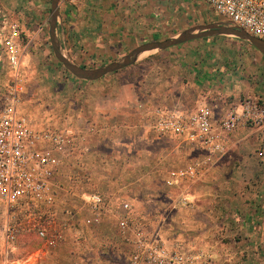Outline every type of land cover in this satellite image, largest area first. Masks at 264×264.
I'll use <instances>...</instances> for the list:
<instances>
[{"label":"crops","instance_id":"crops-1","mask_svg":"<svg viewBox=\"0 0 264 264\" xmlns=\"http://www.w3.org/2000/svg\"><path fill=\"white\" fill-rule=\"evenodd\" d=\"M49 7L51 0H0V95L9 79L2 48L7 22L19 23L26 46L48 40L53 50L45 18ZM214 23L227 20L201 0H75L60 2L56 35L76 64L94 69L123 59L143 43ZM232 37L205 36L145 52L97 80L78 78L79 91L50 98L25 92L33 107L28 110L23 98L20 110L36 127L72 134L56 175L59 196L74 206L82 192H99L109 207L97 230L87 229L81 237L67 230L53 246L38 239L33 255L15 252V264H129L116 225L123 202L170 246L207 252L217 264H264V125H242L196 179L173 187L166 183L169 172L205 151L157 126L159 110L186 115L208 104L218 122L248 96L264 106V66L251 76L244 70L252 49L259 62L264 54ZM156 179L164 186L161 192L153 185ZM4 247L5 240L2 260Z\"/></svg>","mask_w":264,"mask_h":264},{"label":"built area","instance_id":"built-area-1","mask_svg":"<svg viewBox=\"0 0 264 264\" xmlns=\"http://www.w3.org/2000/svg\"><path fill=\"white\" fill-rule=\"evenodd\" d=\"M75 0H60L73 3ZM232 25L264 39V0H201ZM2 48L13 76L1 93L0 106V206L4 212L2 264H15V252L22 236L34 234L46 245H57L67 230L81 237L87 229L97 230L109 207L99 192H82L74 206L58 194L56 175L61 155L66 154L72 134L64 128H38L20 110L26 92L21 64V29L8 21ZM244 124L264 125V106L253 96L215 122L213 108L202 105L197 111L167 114L157 111V126L184 136L205 151L202 158L169 172L168 186L194 180L214 156L226 151L229 134ZM169 198L172 196L169 195ZM188 204V199H182ZM117 215V230L128 247L129 264H217L207 252L168 245L147 229L132 213L128 202Z\"/></svg>","mask_w":264,"mask_h":264},{"label":"rangeland","instance_id":"rangeland-1","mask_svg":"<svg viewBox=\"0 0 264 264\" xmlns=\"http://www.w3.org/2000/svg\"><path fill=\"white\" fill-rule=\"evenodd\" d=\"M50 13H51V7L47 8L46 12H45V18L48 19V24L50 23ZM22 34L23 33L21 32V40L23 42L22 48H21L22 72H23V76L25 78L26 91L29 90V92L32 93L33 98H38L41 95H44L45 97L50 98L51 96L55 95L57 92L58 93H60V92L65 93V92H69L71 90L79 91L81 89V88H78L76 83H75V82H77L75 80H78V78L73 76L64 67V65L56 58L53 50L50 47V42L48 40H46L45 43L38 44L36 47L26 46V44H27L26 42L28 41L27 40L28 37L22 36ZM46 37H47V35L45 34V38ZM232 38H233L232 42H234V43H240V42L250 43L249 41L238 38L237 36L232 37ZM223 42H226V41H223ZM250 44H252V43H250ZM40 45L42 46L43 49H39ZM254 48L258 49L256 46H254ZM219 53L223 54V53H225V51L219 52ZM255 54L256 53H255V51H253V49L249 52L250 63L248 66V70H246V67L244 69L246 74L250 75V76L252 75V72L256 67L264 66V57H263V61L259 62L257 57H255ZM142 56H144V55H142ZM220 58H222V56ZM7 69H8L7 70V74H8L7 79L8 78L9 79L6 80V84L8 82H10V80L13 76L12 70L9 67ZM72 85H74L73 89H71ZM24 96H23V98H24V101L27 105L26 107L29 110V108L33 107V104H31L32 101L27 102V100H25V98H28L27 97L28 95H24ZM0 97H1V95H0ZM38 100H40L44 104V106H46L47 99L40 97ZM0 106H1V100H0ZM153 185L155 187V190L160 191V192L164 187L161 179H158V180L156 179V181L154 180ZM3 224H4V212H3L2 206H0V246H1V243L4 241ZM21 238L22 239L19 242V246L16 249L17 255L18 254H20V255H33L34 251L37 248H39V246L41 244L40 241L38 240V238L34 234L24 235ZM22 240H23V242H22ZM1 260L2 259H0V263H1Z\"/></svg>","mask_w":264,"mask_h":264},{"label":"water","instance_id":"water-1","mask_svg":"<svg viewBox=\"0 0 264 264\" xmlns=\"http://www.w3.org/2000/svg\"><path fill=\"white\" fill-rule=\"evenodd\" d=\"M60 0H51L50 14V37L52 48L57 59L74 76L84 80H97L102 76L122 69L135 63L145 52L161 50L184 43L196 38L211 35H234L243 40L249 41L264 54V39L251 35L239 26L227 23H214L206 26H198L185 30L179 36L171 37L163 41H150L143 43L130 51L123 59L101 66L99 68L88 69L76 64L65 52L56 35V28L59 17Z\"/></svg>","mask_w":264,"mask_h":264}]
</instances>
